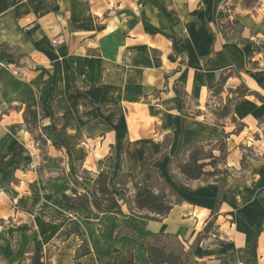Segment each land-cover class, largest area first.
I'll return each instance as SVG.
<instances>
[{
    "label": "crops",
    "instance_id": "crops-1",
    "mask_svg": "<svg viewBox=\"0 0 264 264\" xmlns=\"http://www.w3.org/2000/svg\"><path fill=\"white\" fill-rule=\"evenodd\" d=\"M262 48L264 0H0V61L25 75L0 65V264H151L146 241L162 234L186 264H264V225L251 250L264 140L247 169L229 151L222 181L167 170L187 144L221 137L225 89H245L235 121L264 126ZM147 157L181 197L162 216L110 184ZM100 174L111 197L86 198Z\"/></svg>",
    "mask_w": 264,
    "mask_h": 264
},
{
    "label": "rangeland",
    "instance_id": "rangeland-1",
    "mask_svg": "<svg viewBox=\"0 0 264 264\" xmlns=\"http://www.w3.org/2000/svg\"><path fill=\"white\" fill-rule=\"evenodd\" d=\"M261 52L264 54V48H262ZM223 91L227 92L226 96H224V103L223 99L220 97V100L217 101L218 106L214 107L213 112L218 117H222L227 126H225V130H221V137L217 141L209 143L211 145L206 147V150L212 154L215 160L213 161L208 159L205 161V163L209 165L204 168V172H212L214 173V176L204 175L201 177V180L203 181L222 180L232 174V170L225 164V159L229 151L240 152V165L242 168L244 167L245 169H247L249 164H253L249 160H255L259 156V152H261V140H264V126H259L254 132L250 130L248 131L245 130L243 124L235 121L230 116V105L233 99L236 97L235 94L237 96H240L245 93V89L240 85L236 89H225ZM229 94L230 96H228ZM241 132H244L241 137H244L245 140H242L241 137H238ZM177 166L178 163L172 164V169L176 173L178 171ZM172 175L173 177L176 176L174 173ZM98 180L99 176L95 178L93 185L95 181L97 182ZM177 183L181 184L178 180ZM117 184L118 187H112L121 190V195L126 199V203L129 206V209L133 210L137 214H146L148 212L152 213L155 208H160V206H167L168 203H171L173 201L171 198V193H169L165 187L159 186V184L155 181V179H153V177L144 180L141 173L135 180H129L125 176H122V178L117 181ZM146 187L150 189V192H152L153 196L156 199H153L154 201L151 202H145V207L143 209H138L136 208L137 199L135 198V195L139 191L146 189ZM99 196L101 195L99 194ZM83 197V195L79 197L77 196L75 198L76 203L83 206L85 204ZM154 245L159 250L170 253L175 249L176 241L159 239L154 242ZM179 255L182 264L191 263L190 259H185L183 253H180Z\"/></svg>",
    "mask_w": 264,
    "mask_h": 264
},
{
    "label": "trees",
    "instance_id": "trees-1",
    "mask_svg": "<svg viewBox=\"0 0 264 264\" xmlns=\"http://www.w3.org/2000/svg\"><path fill=\"white\" fill-rule=\"evenodd\" d=\"M224 81L223 78L220 80V84ZM221 92V89H217L213 95H218ZM244 94V93H243ZM242 94V95H243ZM164 144H167L166 142ZM211 144H204V143H189L187 144L183 149L181 154L176 158H170L167 162V170L170 174L172 169L173 163H178L177 169L178 171L188 180H197L200 179L202 176H214V173L210 172H204V168L209 165L206 164V160H215V158L212 156L210 152L206 150V147H208ZM166 147V146H165ZM166 154L164 153L161 158H164ZM212 164V163H211ZM152 160L151 157H147L145 161L140 165V173L142 174L144 180L150 179L153 177L155 181L159 184V186H163L167 189L169 193H171V196L175 198V201H180L181 197L179 194L168 184L162 182L158 178V171L151 167ZM102 179V181H101ZM119 178H115V180L111 181L110 184L112 186H115L117 184V181ZM223 180V179H222ZM220 180V181H222ZM109 180L106 176H103L102 174L99 175V180L94 183V186L91 190L87 191L85 193L86 198H92L97 201L105 200L111 197L112 191L108 187ZM97 187V188H96ZM97 189V190H96ZM96 193H99L101 196L98 197ZM139 193V194H138ZM135 198L136 201V208L143 209L146 205L145 202L148 201H154L153 199H156L152 192H150V189L146 187V189H143L142 191H139ZM86 210H88L87 206H84ZM170 209V203L167 204V206H160V208H155L153 212L158 215H164L166 214ZM147 217V216H145ZM264 225V211L260 214V216L257 218L255 223L253 224V231H254V237H253V243L251 246V250L253 252V256H255L256 246H257V237L262 231V227ZM159 239H167L170 241H176V247L174 250H172L170 253L163 252V250H159L154 245V242ZM147 246V253L149 260L151 264H182L180 261V253H183L185 259H189L191 256L189 253H184L183 248L180 245L179 242H177V237L175 235L171 234H162L159 235L158 238L151 239L150 241H146ZM180 252V253H178ZM88 253V250L84 248V243L80 246L79 252L75 255V260H77L79 257L86 255ZM124 262V261H123ZM126 264H133L131 260L125 261ZM79 264V263H75ZM122 264V260L120 262Z\"/></svg>",
    "mask_w": 264,
    "mask_h": 264
},
{
    "label": "built area",
    "instance_id": "built-area-1",
    "mask_svg": "<svg viewBox=\"0 0 264 264\" xmlns=\"http://www.w3.org/2000/svg\"><path fill=\"white\" fill-rule=\"evenodd\" d=\"M63 37L61 35L55 37L53 40H51V44L55 45L58 41L62 40ZM0 65L5 67L8 72L14 76V77H25L24 73L21 71V69L19 67H17L14 64H6L0 61Z\"/></svg>",
    "mask_w": 264,
    "mask_h": 264
}]
</instances>
